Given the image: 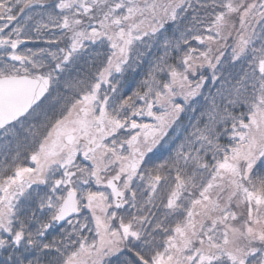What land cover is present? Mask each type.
Masks as SVG:
<instances>
[{
    "label": "snow or ice",
    "instance_id": "obj_1",
    "mask_svg": "<svg viewBox=\"0 0 264 264\" xmlns=\"http://www.w3.org/2000/svg\"><path fill=\"white\" fill-rule=\"evenodd\" d=\"M0 254L264 264V0H0Z\"/></svg>",
    "mask_w": 264,
    "mask_h": 264
},
{
    "label": "trees",
    "instance_id": "obj_2",
    "mask_svg": "<svg viewBox=\"0 0 264 264\" xmlns=\"http://www.w3.org/2000/svg\"><path fill=\"white\" fill-rule=\"evenodd\" d=\"M47 35L45 36V39H47ZM27 47L29 48H33V50H35L36 48H39V47H46V44H44L42 41L41 42H36V43H28L26 45ZM21 51H23V49H21ZM136 79H140L139 76L136 77ZM132 87L134 88L135 85L133 84ZM52 235H56V233H52ZM51 238V236L49 237ZM2 260H3V255L0 254V264H2Z\"/></svg>",
    "mask_w": 264,
    "mask_h": 264
}]
</instances>
